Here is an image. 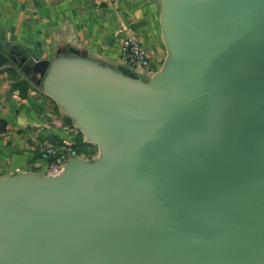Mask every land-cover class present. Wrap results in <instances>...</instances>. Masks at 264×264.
I'll return each mask as SVG.
<instances>
[{
	"label": "water",
	"instance_id": "obj_1",
	"mask_svg": "<svg viewBox=\"0 0 264 264\" xmlns=\"http://www.w3.org/2000/svg\"><path fill=\"white\" fill-rule=\"evenodd\" d=\"M160 1L151 75L0 34L98 150L0 178V264H264V0Z\"/></svg>",
	"mask_w": 264,
	"mask_h": 264
},
{
	"label": "crops",
	"instance_id": "obj_2",
	"mask_svg": "<svg viewBox=\"0 0 264 264\" xmlns=\"http://www.w3.org/2000/svg\"><path fill=\"white\" fill-rule=\"evenodd\" d=\"M160 8V0H0V34L36 59L52 60L59 48L75 47L115 66H128L121 40L134 35L158 70L167 55ZM74 131L58 105L18 69L0 68V178L45 173V146Z\"/></svg>",
	"mask_w": 264,
	"mask_h": 264
},
{
	"label": "built area",
	"instance_id": "obj_3",
	"mask_svg": "<svg viewBox=\"0 0 264 264\" xmlns=\"http://www.w3.org/2000/svg\"><path fill=\"white\" fill-rule=\"evenodd\" d=\"M107 1L109 0H95L98 5ZM121 54L128 66L133 67L138 73L151 75L156 71L148 50L137 36L129 35L122 38ZM45 153L49 158V164L44 171L47 174L56 175L64 170L67 160L71 156H81L93 160L96 158L98 151L87 141L83 134L81 136L76 134L71 138L46 145Z\"/></svg>",
	"mask_w": 264,
	"mask_h": 264
},
{
	"label": "rangeland",
	"instance_id": "obj_4",
	"mask_svg": "<svg viewBox=\"0 0 264 264\" xmlns=\"http://www.w3.org/2000/svg\"><path fill=\"white\" fill-rule=\"evenodd\" d=\"M76 134H78V135H82L83 133L80 131V130H78V129H76L74 132H71L70 134H68L67 132H65L64 134H63V138H65V139H67V138H71V137H73V136H75ZM94 146V145H93ZM95 147V146H94ZM96 149H97V147H95ZM98 151V150H97ZM4 156V155H3Z\"/></svg>",
	"mask_w": 264,
	"mask_h": 264
},
{
	"label": "trees",
	"instance_id": "obj_5",
	"mask_svg": "<svg viewBox=\"0 0 264 264\" xmlns=\"http://www.w3.org/2000/svg\"><path fill=\"white\" fill-rule=\"evenodd\" d=\"M17 84H18V85H21V84H24V82H23V81H20V82H18Z\"/></svg>",
	"mask_w": 264,
	"mask_h": 264
}]
</instances>
